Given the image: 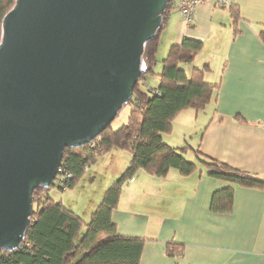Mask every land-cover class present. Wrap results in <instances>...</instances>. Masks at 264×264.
Returning a JSON list of instances; mask_svg holds the SVG:
<instances>
[{
	"label": "crops",
	"instance_id": "1",
	"mask_svg": "<svg viewBox=\"0 0 264 264\" xmlns=\"http://www.w3.org/2000/svg\"><path fill=\"white\" fill-rule=\"evenodd\" d=\"M232 6L239 11L236 30L229 8L202 5L190 24L172 12L160 35L158 53L165 39V57L185 39L202 42L194 66L209 65L206 81L220 87L208 110L181 112L173 132L163 136L174 148L195 140L185 157L198 170L190 176L171 170L165 178L140 170L123 187L112 220L119 235L146 241L140 264H264V189L212 178L194 154L198 149L205 158L264 180V0H233ZM116 151L102 155L86 171L95 181L99 163L111 169L85 212L87 220L130 164L131 153ZM126 152L128 157L123 156ZM226 187L234 189L232 211L212 212L214 193ZM170 244L181 247L179 253L169 255Z\"/></svg>",
	"mask_w": 264,
	"mask_h": 264
},
{
	"label": "water",
	"instance_id": "2",
	"mask_svg": "<svg viewBox=\"0 0 264 264\" xmlns=\"http://www.w3.org/2000/svg\"><path fill=\"white\" fill-rule=\"evenodd\" d=\"M170 0H16L0 42V249L20 248L33 193L94 142L147 73Z\"/></svg>",
	"mask_w": 264,
	"mask_h": 264
},
{
	"label": "trees",
	"instance_id": "3",
	"mask_svg": "<svg viewBox=\"0 0 264 264\" xmlns=\"http://www.w3.org/2000/svg\"><path fill=\"white\" fill-rule=\"evenodd\" d=\"M15 1L0 0V42L3 19ZM176 2L170 0L160 31L146 46L147 73L135 86L127 105L130 106L127 123L118 129L110 125L89 145L64 150L55 181L49 188H39L33 193V216L20 248L11 252L0 249V264H140L146 241L119 235L112 220L123 187L140 170L158 178L167 177L171 170L179 171L182 176H190L198 170V164L185 157L191 146L174 148L163 136L173 132L174 120L181 112L188 109L200 112L209 107L220 87L218 83L206 81L209 65L194 66L203 44L191 39L173 46L161 61L160 72H156L160 63V35L167 27ZM229 10L236 30L239 11L234 6ZM261 39L264 43V33ZM189 67H192L191 74L187 71ZM149 77H158L159 84L144 89L142 85H146ZM113 149L131 153L130 164L107 189L89 220L54 200L55 188L62 192L75 189L86 171ZM194 154L208 176L244 188L264 189V180L205 158L198 149ZM233 204L234 189L226 187L214 193L211 211L231 212ZM180 250L181 247L170 244L167 252L174 256Z\"/></svg>",
	"mask_w": 264,
	"mask_h": 264
},
{
	"label": "rangeland",
	"instance_id": "4",
	"mask_svg": "<svg viewBox=\"0 0 264 264\" xmlns=\"http://www.w3.org/2000/svg\"><path fill=\"white\" fill-rule=\"evenodd\" d=\"M183 19L186 23H188L185 18H183ZM191 22H189V23H191ZM164 43H165V39H163L161 41L162 47H163ZM162 47L158 53V59H159L160 63L156 67V72L160 71L161 61L163 60V58L166 55V54H162ZM158 83L159 82H158L157 77H149L146 85L143 84L142 86L144 89H146V87L155 88V87H157ZM209 108L210 107H208L207 110ZM129 112H130V106H127L126 108H124V110H122V112L114 120V122L112 123V127L114 129H118L122 125L126 124L128 121ZM201 112H204V111H201ZM179 133L180 132L178 131V129H176L175 134L179 135ZM189 142H188V144L191 147H193L196 144L195 140H194V142L192 140H189ZM117 150H119V149H117ZM116 152H120V151H116ZM123 154H124L123 156L128 157L127 154H129V153L126 152ZM191 156H193V154L190 155V157ZM124 159H125V157H124ZM99 164L100 165H99V167L97 169V173L95 175V178H96L95 181L93 178L89 177V175H85L74 190H69V191L67 190L66 193H64V194L62 191L58 190L57 188H55L52 191V196L56 202L63 203L69 209L70 208L76 209L75 211L78 212L79 215L81 217H83L85 220H87V218H85L86 217L85 212H86L87 208L89 207L90 204H92V201L94 199H96V197L100 191V188L108 180V176L110 175V171H111L110 166L105 167V166L101 165L102 163H99ZM95 165H93V166H95ZM93 166H92V168H93ZM141 199L143 200L144 198H141Z\"/></svg>",
	"mask_w": 264,
	"mask_h": 264
},
{
	"label": "built area",
	"instance_id": "5",
	"mask_svg": "<svg viewBox=\"0 0 264 264\" xmlns=\"http://www.w3.org/2000/svg\"><path fill=\"white\" fill-rule=\"evenodd\" d=\"M233 0H177L173 12L179 13L188 24L193 21L194 11L201 5H211L219 8H230Z\"/></svg>",
	"mask_w": 264,
	"mask_h": 264
}]
</instances>
